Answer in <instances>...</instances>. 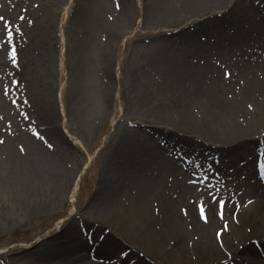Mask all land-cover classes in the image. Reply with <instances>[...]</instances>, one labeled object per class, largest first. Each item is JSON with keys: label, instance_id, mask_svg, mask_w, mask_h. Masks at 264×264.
Here are the masks:
<instances>
[{"label": "bare ground", "instance_id": "bare-ground-1", "mask_svg": "<svg viewBox=\"0 0 264 264\" xmlns=\"http://www.w3.org/2000/svg\"><path fill=\"white\" fill-rule=\"evenodd\" d=\"M17 4V0H0V16L29 31L25 24L33 23L29 17L36 15L35 0H27L19 12L10 11ZM140 7L144 31L128 40L131 63L127 76L133 106L128 111L137 117L136 122L116 132L119 141L111 146L101 173H96V186L90 189L86 205L78 203L86 167L72 177L73 171L66 166L69 156L66 151L61 153V148H67L65 143L52 145L34 136L29 144L31 158L20 166L14 164L13 145L6 143L0 160V213L4 214L0 233L19 221L54 211L69 194L77 201V212L56 226L47 221L46 237L23 254L6 257L20 248L1 252L0 264H111L114 257L119 258L116 264L132 259L135 264H264V186L253 189L249 184L252 162L238 165L241 158L264 155V0H149ZM112 9L114 20L103 27L102 40L96 36L102 50L101 61L93 65L96 75L92 66L88 71L85 65L78 67L83 86L97 90L93 99L98 119L111 114L115 50L125 35L122 29L132 20L133 0H112ZM30 31L46 35L38 22ZM216 32L218 40L211 45L207 39ZM5 39L0 22V44L10 50ZM13 44L22 68L36 62L35 50L31 54L21 47L15 34ZM207 46L217 47V52L210 54ZM156 90L165 92L157 98ZM20 97L19 92L7 99L0 96L7 134L16 125L35 128L23 117ZM45 123L50 140L62 136L52 116ZM156 129L163 131L161 145L138 151L139 137L149 139ZM95 132L96 126L89 124L81 129V137L94 141ZM170 140L176 142L167 153L164 147L171 146ZM152 152L157 153L155 159ZM195 159L204 166L228 159L235 174L248 176L237 180L239 202L233 209L227 206L223 219L215 212L203 222L193 217L185 221L175 212L177 203H184L191 192L192 181L200 178L186 170L169 184L164 174H176L184 160ZM86 233L96 239L101 235L94 260L85 253L76 256V250L89 245L83 238ZM97 257L105 259L96 261Z\"/></svg>", "mask_w": 264, "mask_h": 264}, {"label": "rangeland", "instance_id": "rangeland-1", "mask_svg": "<svg viewBox=\"0 0 264 264\" xmlns=\"http://www.w3.org/2000/svg\"><path fill=\"white\" fill-rule=\"evenodd\" d=\"M17 1H19V4L12 6L10 11L19 12L21 8H26L27 0ZM145 1L149 0H133L132 20L125 29H122L125 35L120 40L119 49L115 50L114 72L116 77L111 114L107 119H98L93 99V94H98L97 90L95 88L93 91L91 87L83 86L81 78H79L81 69L78 67L79 65H85V69L88 71V67H93L95 63L97 67L101 61L102 50L98 46L99 41L102 40L100 34L105 24L107 22L111 23L115 18L112 11V0H35L33 5L37 9L36 15L29 17L33 23L27 22L25 26L32 27L36 22L41 23L46 35L38 36L30 31V27L28 31L26 27L22 29L17 24H14V26L16 29L15 35L18 36L21 47L23 46L31 54L35 50L36 62L22 68L17 59L13 63L11 56L8 54L10 50H4L0 44V96L7 99L8 96L19 92L21 95L19 104L24 108L23 117H28L35 128L28 127L27 124H24V126L19 125V128L16 125L15 127L12 126L7 134L5 129L9 125L1 120L2 115H0V140L3 141V143H0V160H2V154L5 152V145L9 141L13 145H11L12 150L15 151L14 157L17 158L14 164L20 166L26 163L31 158L29 144L32 143L34 136L37 137L34 134L36 132L45 140L52 142V145L65 143L64 146L67 145V148H61V153L64 154L66 151V155L69 156L66 166L73 171L72 177L75 179L80 174V169L86 167L80 194L78 195V203L86 205L90 198V189L96 186V173H101L107 161V155L112 149L111 146H115L119 141L116 132L119 128L122 131L130 129L133 127L132 120L136 122L135 118L137 117L131 115V111H128V108L133 107L127 76L128 66L131 63L130 54L128 53V40L130 37L134 38L136 32L144 31L140 6ZM6 20L9 22L10 19ZM219 25L221 26L219 31H221L223 25L220 23ZM216 35H210L211 38L208 41L211 45V42L218 39ZM96 36L100 37V40L98 37L96 39ZM198 40L201 41L200 38ZM224 43V40H222L221 45ZM43 44L45 47H43ZM42 48L46 49L44 55L42 54ZM206 48L212 50H210V54L217 52L215 46H207ZM93 73L96 75L94 67ZM27 74L30 76L28 81L26 80ZM5 88L10 93L7 96L3 94ZM164 92L156 90L154 95L160 98ZM51 116L62 133V136H55V140H50L46 132L48 126L45 119L47 120ZM88 123L96 126L98 131L94 134V141L83 140L81 137V129L89 125ZM119 123H122V125ZM144 126L149 127L146 124ZM155 131L154 134L149 136V139L139 137L138 142H136L138 151L155 143L157 145L161 144L164 138L162 136L163 131L157 129ZM152 139L153 142L150 141ZM170 141L171 146L164 147L167 149V153L170 150L169 148L176 142V140ZM151 155L154 159L157 157L156 152H152ZM250 159L251 155L241 158L238 160V165L242 167L248 161L254 164V159ZM179 165L182 169L180 168L178 173L168 172L164 174V177L168 180L166 182H169V184H171L174 177L182 176L186 170L193 172V175L200 178L195 180L196 183L192 186L191 192L187 194L185 202L177 203L175 212L183 220L188 221L190 217H193L196 221H206L200 217L199 206L201 204L205 206L207 217L212 213L219 212L218 202L221 200L225 202L226 208L228 206L233 209L239 190L237 191L234 187V178L237 176L234 174L235 167L228 159L220 165L204 166L203 162L197 159L184 160L183 166ZM252 169L255 173L254 168ZM244 175L246 174L241 173L238 177L242 179ZM205 177L207 178L205 179ZM75 202L69 194L67 200L60 202L54 211L29 221H19L13 227L8 228L7 231L0 233V253H10L12 250L20 248L17 254H10L6 257L15 258L23 254L35 241L46 237L45 235L49 232V229L45 228L47 221H52L56 226L62 218H72L70 213L74 212V215L77 212ZM238 206L236 205L235 208H238ZM58 213H61V215L55 217ZM3 215V213H0V217ZM35 235L36 237L33 239L32 237ZM27 236L28 239H25ZM100 236L98 239H101ZM83 238L85 239L86 236H83ZM85 241L87 240L85 239ZM89 251L90 249L87 247L83 251L76 250V254H86ZM128 259H132V256ZM1 262L4 263L2 260Z\"/></svg>", "mask_w": 264, "mask_h": 264}, {"label": "snow or ice", "instance_id": "snow-or-ice-1", "mask_svg": "<svg viewBox=\"0 0 264 264\" xmlns=\"http://www.w3.org/2000/svg\"><path fill=\"white\" fill-rule=\"evenodd\" d=\"M21 20L24 19L23 16L20 17ZM5 21V18L3 16H0V22H3V32H4V35L6 37V39L3 41V43L7 44V45H11V48H10V51L8 52V54L11 56L12 58V61L13 63L16 62V56H17V50L13 44V41H14V34H15V31L16 29L14 28V26L11 24V22H4ZM226 76H228L229 74L228 73H225ZM18 83V82H16ZM5 96L9 95V90L7 88L4 89V93H3ZM13 104H16L17 101L16 100H13L12 101ZM35 135L39 136V133L36 132L34 133ZM0 143H3L2 140H0ZM207 177H205L206 179ZM193 183H196V181H192ZM219 212H218V215H220L221 219L224 218V212H225V208H226V204L224 201H219ZM199 212H200V217L201 219H204L206 220L207 219V216H206V212H205V206L203 204H201L199 206ZM220 236V233H217V237L219 238Z\"/></svg>", "mask_w": 264, "mask_h": 264}]
</instances>
